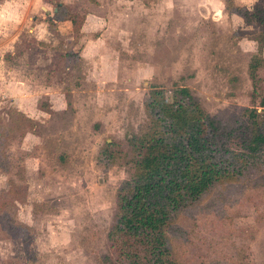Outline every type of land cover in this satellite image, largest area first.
I'll list each match as a JSON object with an SVG mask.
<instances>
[{
	"label": "rangeland",
	"instance_id": "obj_1",
	"mask_svg": "<svg viewBox=\"0 0 264 264\" xmlns=\"http://www.w3.org/2000/svg\"><path fill=\"white\" fill-rule=\"evenodd\" d=\"M93 1L0 0V264L110 263L115 192L132 169L97 156L144 130L150 90L187 89L225 128L252 108L264 123V46L226 8L258 0ZM58 6L74 27L54 20ZM9 186L20 200L2 205ZM262 191L257 175L223 183L180 212L176 264H264Z\"/></svg>",
	"mask_w": 264,
	"mask_h": 264
},
{
	"label": "trees",
	"instance_id": "obj_2",
	"mask_svg": "<svg viewBox=\"0 0 264 264\" xmlns=\"http://www.w3.org/2000/svg\"><path fill=\"white\" fill-rule=\"evenodd\" d=\"M226 8L256 29L254 40L262 48L264 0L255 2L249 11ZM59 14L58 6L54 20L74 27L73 15L66 20L58 18ZM261 62L256 55L248 61L251 101L262 89ZM143 110L147 117L144 130L125 138L124 146L118 141L105 143L97 156V161L110 165L123 155L132 169L131 177L115 192L106 234L109 264H176L168 235L180 212L198 204L220 184L232 186L256 175L264 179V123L256 109H245L238 127L225 128L203 112L187 89L178 88L150 90ZM15 189L8 187L2 205L11 202ZM13 200L10 204L20 199Z\"/></svg>",
	"mask_w": 264,
	"mask_h": 264
}]
</instances>
